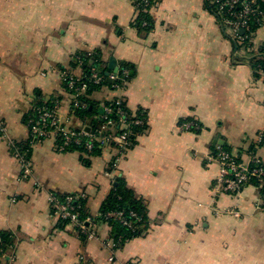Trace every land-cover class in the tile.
I'll return each instance as SVG.
<instances>
[{
  "label": "crops",
  "instance_id": "crops-1",
  "mask_svg": "<svg viewBox=\"0 0 264 264\" xmlns=\"http://www.w3.org/2000/svg\"><path fill=\"white\" fill-rule=\"evenodd\" d=\"M134 14L132 0H0V230L13 235L14 264H264L259 188L219 192L218 165L208 161L219 146L249 156L264 129V75L239 58L206 0H156L145 35L132 25ZM263 42L264 15L252 48ZM96 48L106 61L132 63L135 75L90 98L122 97L132 111H145L147 128L118 160L110 145L91 155L58 151L51 139L34 143L36 188L21 179L8 142H26V115L37 103L57 102L63 124L87 127L70 111L61 71L79 73L71 57ZM188 119L199 129L181 128ZM255 152L264 160V143ZM116 177L145 206L138 235L112 245L105 221L87 238L53 216L50 193L81 196L97 216Z\"/></svg>",
  "mask_w": 264,
  "mask_h": 264
},
{
  "label": "built area",
  "instance_id": "built-area-1",
  "mask_svg": "<svg viewBox=\"0 0 264 264\" xmlns=\"http://www.w3.org/2000/svg\"><path fill=\"white\" fill-rule=\"evenodd\" d=\"M150 0H141L142 6L150 8L152 4H149ZM209 5H213L216 12L220 14L226 9H230L237 3V0H206ZM257 0H244L242 2V11L232 17H239V21H235L233 18L222 19V24L228 29L230 37L233 39L240 40L238 32L240 29L248 28V19L250 15L256 16L257 22H261L262 19L259 17V13L256 12L253 4ZM91 51V50H89ZM71 59L78 60L81 59L74 54ZM119 74L127 75L128 71L126 69L120 72L109 73L110 80H115ZM62 80L65 82L67 89L71 93V107L70 111L74 113L77 107H85L86 104L80 102L79 96L85 94L87 88V83L80 81L81 76L76 75L67 70L61 71ZM89 80L94 84H99L103 80L102 76L97 70L93 69L91 71ZM124 86L116 85L115 88H123ZM117 99H123L122 97H117ZM120 100H116V103H120ZM33 115L27 119L28 126V137L25 143L19 144L12 140H9L8 144L12 148V153L18 162L20 169L21 179H32L33 184L36 188H41L40 182L33 179V169L32 162L30 158L31 146L39 141L45 139H51L54 142V147L58 151H65L68 147L73 144L75 146L84 147V153L88 154L90 150L94 147V140H97L102 146H108L111 143L115 145H110L117 151L118 160L127 151V140L126 136L128 134L127 130L121 134L109 133L104 137H96L88 133L86 127L80 129H74L63 124L60 120L58 114V103L52 102L51 104L42 106H33ZM106 122L101 125V130H107V125L111 124V120L106 118V115L111 112V107L106 106L104 108ZM119 114L118 122L123 127L129 126L128 121L125 118V111L120 107L117 109ZM134 123L141 124L143 121L141 119H136ZM180 127L185 130H197L199 129L198 123L190 120L185 121L180 124ZM264 129H262L258 136L257 141H260ZM0 135L6 137V128L1 124ZM80 136H88L87 140L84 142L80 141ZM58 138L61 140L60 143L56 142ZM232 152L223 149L221 146L216 147L215 150L210 155L208 161H214L218 165V175H217V190L219 192L238 195L242 188L246 185L252 184L254 181L260 190V197L262 203L264 201V161L260 156L256 154H250L247 159L241 160L236 158ZM114 165V163H113ZM73 196L66 195L60 197L57 194L50 193L48 196V202L51 208L53 216L61 223H66L74 226V228L79 232V234L87 238H95L96 234L94 232V222L90 218H80L79 213L74 209L72 204ZM234 216H238L239 212L234 210H229ZM133 215V213L131 214ZM98 216L105 218L114 217L124 226L133 229L132 223L123 217L122 211H111L104 215L98 213ZM14 242L8 246L6 249L0 247V264H14L15 254L13 252ZM112 245H115L113 242ZM109 261H114V255L109 257ZM119 264H136L133 262L122 261Z\"/></svg>",
  "mask_w": 264,
  "mask_h": 264
},
{
  "label": "trees",
  "instance_id": "trees-1",
  "mask_svg": "<svg viewBox=\"0 0 264 264\" xmlns=\"http://www.w3.org/2000/svg\"><path fill=\"white\" fill-rule=\"evenodd\" d=\"M133 6L135 9V14L132 19V25L137 29L138 33L141 35L147 34L153 27V21L149 14L148 7H143L141 0H132ZM156 0H150L149 4H153ZM244 0H237V3L234 4L232 8L229 10L226 9L220 14L216 12V9L213 5H209L206 2V7L209 11H211L222 24V19L226 18H233L235 21H239V17H232L242 11V2ZM256 12L259 13V17H263L264 15V2L263 0H257L256 3L253 4ZM261 22H257L256 16L250 15L248 19V28L247 29H240L238 32V36L240 40L233 39L230 37L232 46L234 50L238 52L242 51V55H239V58H242V61H246L252 68L254 75H264V42L261 43L258 48H252V36L256 29L259 27ZM224 27V26H223ZM243 30V31H241ZM103 49L96 48L89 50H82L75 53L80 59L81 62L75 59H71L70 66L71 68L75 69L78 68L79 73H74L76 75H80V81L87 83V88L85 90V94L79 96L80 102L86 104L85 107H77L74 111L75 116L79 118L82 122L86 124L88 127V133L94 135L96 137H104L109 133L113 134H121L127 130L128 134L126 136L127 140V148L130 149L135 145L136 138L139 134L143 133L147 128L146 125V115L145 111L142 109H138L136 111H132L126 105L125 99H117L114 97L112 99L106 100L104 102H97L90 98V94L101 88V86H107L110 90H114L116 85L126 86L128 81L135 75V67L130 62H122L116 61L118 72L123 69L128 71L127 75L119 74L117 78L113 81H107V78L104 72L107 69V61L103 58ZM245 55V56H244ZM238 58V59H239ZM95 69L98 73L102 76L103 80L99 84H94L89 80L91 71ZM67 70V69H66ZM68 71V70H67ZM71 72V71H68ZM113 71H110L112 73ZM73 73V72H72ZM63 84L66 87L65 82ZM70 92V91H69ZM116 100H120L119 104L116 103ZM52 102H45V103H37L34 106H42L51 104ZM106 106L111 107V112L106 115L108 120H111V124L107 125V130H101V125L106 122V119L103 117L105 115L104 108ZM121 108L125 111V118L128 121L129 126L123 128L119 122V114L117 113V109ZM33 110H30L26 115V122L29 117L33 115ZM136 119H141L143 123L138 124L134 123ZM196 123V120L190 119ZM185 120V121H190ZM183 121V122H185ZM199 124V123H198ZM259 134V132H258ZM88 136H80V141H86ZM60 139L56 142L60 143ZM264 143V133L261 136L260 141H257L256 144H253L249 148L250 154H255L256 148ZM22 145V143H20ZM110 145H115L111 143ZM103 146L97 141L94 140V147L88 154L97 155L100 153L101 148ZM223 149L229 151L225 146H221ZM79 151L84 153V147L81 144L80 146H75L71 144L67 150L65 151ZM214 151V150H213ZM231 152V151H230ZM249 154V155H250ZM237 160L240 159L238 156L236 157ZM261 158V157H260ZM262 159V158H261ZM264 161V160H263ZM252 185H256L253 181ZM60 197H64L66 195H58ZM72 204L74 209L79 213L80 218H90L93 220L94 224L97 221H105L112 226V238L115 245H120L125 239H128L132 236L138 235L141 231L142 226L146 222V209L143 203L135 197L134 192L126 185L125 180L122 177H116L112 188L108 195L106 196L105 200L102 202L98 213L101 215L106 214L107 212L111 211H122L123 217L132 223L133 229L124 226L114 217L103 218L100 216H92L89 211L86 209V201L83 197L79 196L76 197L74 195ZM264 203V201H263ZM133 213V215H131ZM14 242L13 235L7 231L0 230V247L6 249Z\"/></svg>",
  "mask_w": 264,
  "mask_h": 264
},
{
  "label": "water",
  "instance_id": "water-1",
  "mask_svg": "<svg viewBox=\"0 0 264 264\" xmlns=\"http://www.w3.org/2000/svg\"><path fill=\"white\" fill-rule=\"evenodd\" d=\"M241 31H243V30H241ZM110 71H113V73L118 71L117 62H116V60H115V58L113 56H110L108 58V61H107V69L104 72V74H105V76L107 78V81H112L109 78ZM86 129L88 130V127H86Z\"/></svg>",
  "mask_w": 264,
  "mask_h": 264
}]
</instances>
